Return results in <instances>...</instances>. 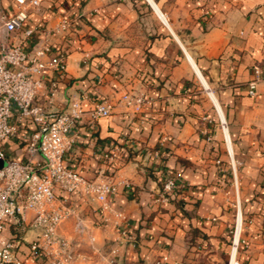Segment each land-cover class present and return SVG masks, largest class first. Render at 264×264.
Listing matches in <instances>:
<instances>
[{
  "label": "crops",
  "instance_id": "crops-1",
  "mask_svg": "<svg viewBox=\"0 0 264 264\" xmlns=\"http://www.w3.org/2000/svg\"><path fill=\"white\" fill-rule=\"evenodd\" d=\"M63 19L70 25L57 31ZM26 26L34 31L25 46L48 41L65 60L64 76L45 70L47 83L57 78L54 95L37 100L62 110L76 95L85 110L67 162L130 183L105 216L96 202L79 206L83 234L72 219L62 224L86 256L81 264H227L238 209V264H264V0H42ZM125 91L143 94L140 112L126 109ZM95 99L111 102V113L92 120ZM24 130L1 142L9 156H23ZM164 171L186 187L160 201ZM119 224L134 245L115 239ZM33 235L18 236L17 254L45 264L29 249Z\"/></svg>",
  "mask_w": 264,
  "mask_h": 264
},
{
  "label": "built area",
  "instance_id": "built-area-1",
  "mask_svg": "<svg viewBox=\"0 0 264 264\" xmlns=\"http://www.w3.org/2000/svg\"><path fill=\"white\" fill-rule=\"evenodd\" d=\"M41 4L42 0H0V158L5 161L0 167V264H23L16 250L20 238L10 231L11 225L33 231L29 249L42 257L45 264L83 263L86 256L73 238L61 231L62 224L72 219L76 232L83 234L88 226L79 206L96 202L97 209L105 216L111 209L110 197L119 187L130 185L126 179H112L103 172L87 177L67 162L75 142V125L85 110L76 95L68 99L62 110H50L37 100L43 92L54 95L56 91L57 78L47 83L46 68H52L56 76L61 77L65 66L64 56L50 42L24 45L34 31L26 26L29 12ZM69 25L70 20L63 19L55 29L63 30ZM258 78L255 69V76L248 81L251 95L256 94ZM120 99L126 109L134 113L140 112L145 102L142 93L128 91L123 92ZM112 106L106 99H95L88 112L93 120L109 115ZM223 125L226 123L221 120ZM23 129L24 154L20 158L11 157L1 142L17 139ZM115 150L111 147L104 151L105 158L113 159ZM185 187L178 177L164 171L157 200H167ZM243 227L244 220L238 209L227 264H238L237 252L244 241ZM89 238L94 240L93 235ZM115 239L136 243L132 233L120 224Z\"/></svg>",
  "mask_w": 264,
  "mask_h": 264
},
{
  "label": "trees",
  "instance_id": "trees-1",
  "mask_svg": "<svg viewBox=\"0 0 264 264\" xmlns=\"http://www.w3.org/2000/svg\"><path fill=\"white\" fill-rule=\"evenodd\" d=\"M61 75L64 76L65 74H64V73H63V74L61 73ZM161 187H162V183H161V185H160V188H161ZM183 201H184V200H183L182 197L176 200L177 204H179V205H181V203H182ZM10 231H11L12 233L16 234V236H19V235H21L22 232L24 231V227H20V226H17V225H11V227H10Z\"/></svg>",
  "mask_w": 264,
  "mask_h": 264
},
{
  "label": "rangeland",
  "instance_id": "rangeland-1",
  "mask_svg": "<svg viewBox=\"0 0 264 264\" xmlns=\"http://www.w3.org/2000/svg\"><path fill=\"white\" fill-rule=\"evenodd\" d=\"M222 140H223V139H222ZM223 142H224V140H223ZM234 220H235V217H234V219H233V221H232V223H231V226L229 227V230H230L229 233H230V234H231V230L233 229V226H234ZM222 254H223V257H222V258H223V261H224V260H225V257L228 256V255H227L226 252H222ZM220 261H221V260H220Z\"/></svg>",
  "mask_w": 264,
  "mask_h": 264
},
{
  "label": "water",
  "instance_id": "water-1",
  "mask_svg": "<svg viewBox=\"0 0 264 264\" xmlns=\"http://www.w3.org/2000/svg\"><path fill=\"white\" fill-rule=\"evenodd\" d=\"M4 160L0 158V167L4 164Z\"/></svg>",
  "mask_w": 264,
  "mask_h": 264
}]
</instances>
